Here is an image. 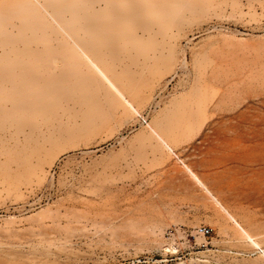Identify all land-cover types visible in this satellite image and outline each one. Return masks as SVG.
<instances>
[{
    "label": "rangeland",
    "instance_id": "1",
    "mask_svg": "<svg viewBox=\"0 0 264 264\" xmlns=\"http://www.w3.org/2000/svg\"><path fill=\"white\" fill-rule=\"evenodd\" d=\"M150 2L144 18L94 7L114 30L103 68L137 115L119 97L110 105L105 84L19 124L0 112V264H264L183 167L264 236V0ZM133 16L141 20L130 24ZM28 18L0 0L5 91L1 68L15 77L31 51L50 62L39 71L47 81L59 71L51 61L62 63L46 52L66 47L63 34L47 17V37ZM199 226L212 235H197Z\"/></svg>",
    "mask_w": 264,
    "mask_h": 264
},
{
    "label": "bare ground",
    "instance_id": "2",
    "mask_svg": "<svg viewBox=\"0 0 264 264\" xmlns=\"http://www.w3.org/2000/svg\"><path fill=\"white\" fill-rule=\"evenodd\" d=\"M11 1L14 7L29 15L30 18L28 20L35 24L38 29H41L47 37L51 36L54 32V28L46 19L48 17L65 37L66 47L56 50L49 48L47 50L46 53H49L48 51L51 53L55 51L62 62L57 67L55 64L57 59L51 61L53 63L51 69L57 70L59 68V71L53 73L51 75L52 79L49 81L39 73L41 70L48 71L46 68L50 65L49 61H45L47 60L46 58H41L44 52L31 51L33 54L30 60L26 59L15 62V66L20 70L15 77L9 75L12 70L9 64L1 68L3 72H6V75L3 73L5 75V83L10 84L8 91H5L4 86L0 85V94L3 95V98L0 97V106L1 104L9 105L7 110H0L1 118L19 124L26 120L34 110H41L48 104H52L53 106L64 97L88 96L92 98L91 92L103 84L107 87L110 105L118 107L120 104L116 97H119L128 110L136 115L138 114L133 103L124 96L122 90L114 80L109 78L103 68V57L106 52L109 56L113 52L114 39H111L109 34L114 30L112 25L107 22V18L109 17L106 18L101 12L96 11L94 7L97 4L103 3L104 11L111 12V14L117 16L119 15H116V6L118 5L121 8L130 10L138 17L142 15L144 18L147 16L145 15V10L152 11L155 9L156 6L153 2H150V0H45L44 5L39 0H32L38 6V8H35L36 14H32L33 5L30 3V0ZM49 9H51L52 13ZM132 13L131 15H133ZM6 14L4 12V15ZM67 15L69 18L66 17ZM115 18L119 19V17ZM136 18L133 16L130 24L138 23L140 18H138V21ZM123 19L119 22L123 21L126 23L128 21L126 18ZM112 23L113 25L117 24L113 21ZM2 83L4 84V81ZM100 115V110L89 113L86 116V126L91 124L94 116L99 117ZM148 127L156 139H158L159 145L168 153L175 156L171 145L153 125H148ZM33 152L36 153V150ZM183 167L194 185L239 228L243 240L255 250L259 259L264 262V246H262L264 236L259 239L250 235L227 210L215 192L190 167L184 164Z\"/></svg>",
    "mask_w": 264,
    "mask_h": 264
},
{
    "label": "built area",
    "instance_id": "3",
    "mask_svg": "<svg viewBox=\"0 0 264 264\" xmlns=\"http://www.w3.org/2000/svg\"><path fill=\"white\" fill-rule=\"evenodd\" d=\"M212 229L208 226H199L195 229V233L203 238H208L212 235Z\"/></svg>",
    "mask_w": 264,
    "mask_h": 264
}]
</instances>
